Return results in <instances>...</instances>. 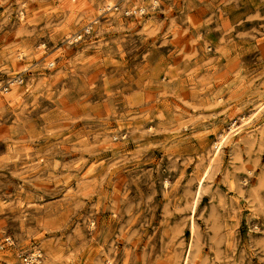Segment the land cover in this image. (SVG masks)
Returning <instances> with one entry per match:
<instances>
[{"label": "rangeland", "instance_id": "rangeland-1", "mask_svg": "<svg viewBox=\"0 0 264 264\" xmlns=\"http://www.w3.org/2000/svg\"><path fill=\"white\" fill-rule=\"evenodd\" d=\"M31 255L264 264V0H0V264Z\"/></svg>", "mask_w": 264, "mask_h": 264}, {"label": "built area", "instance_id": "built-area-1", "mask_svg": "<svg viewBox=\"0 0 264 264\" xmlns=\"http://www.w3.org/2000/svg\"><path fill=\"white\" fill-rule=\"evenodd\" d=\"M8 243H10V239L8 238L7 240H6ZM37 256H25L24 257V264H38V262H37Z\"/></svg>", "mask_w": 264, "mask_h": 264}]
</instances>
